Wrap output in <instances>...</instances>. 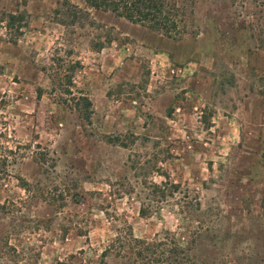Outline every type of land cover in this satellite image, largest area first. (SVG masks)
Instances as JSON below:
<instances>
[{
  "label": "rangeland",
  "instance_id": "obj_1",
  "mask_svg": "<svg viewBox=\"0 0 264 264\" xmlns=\"http://www.w3.org/2000/svg\"><path fill=\"white\" fill-rule=\"evenodd\" d=\"M165 1L0 0V264H264V0Z\"/></svg>",
  "mask_w": 264,
  "mask_h": 264
},
{
  "label": "trees",
  "instance_id": "obj_2",
  "mask_svg": "<svg viewBox=\"0 0 264 264\" xmlns=\"http://www.w3.org/2000/svg\"><path fill=\"white\" fill-rule=\"evenodd\" d=\"M85 2H87L94 9H103L105 11H109L119 18H123L132 23L146 25L153 30L163 32L165 35L171 36L179 34L176 31L177 26L173 19V6L170 5L171 7L169 6L168 8L165 0H85ZM10 18L13 19V17ZM81 98V100H83V105L87 107L89 105L88 101L84 97ZM155 188L157 189L160 196H163V192L156 186ZM170 188L174 192L177 189V185L170 184ZM138 215L140 217H145V209H139ZM116 241H118V238H116L114 241H111V243L100 253L99 257L105 256V254L113 247V242ZM130 241L134 243V245L143 242L133 238H130ZM132 248L134 249V247H131L128 251L131 254H134L136 258L140 257L141 253L135 251V249L132 250ZM154 249L155 247L152 250L153 252ZM189 250L190 249L187 248L185 250L179 249V247H176L175 244L172 243L171 247H169V249L166 251V257L163 263L178 264V260H184L186 258L185 255L187 254L185 253ZM101 260H99V262H101ZM76 262L78 263L80 260L76 258V256L70 255L66 260L56 261L54 264H76Z\"/></svg>",
  "mask_w": 264,
  "mask_h": 264
}]
</instances>
